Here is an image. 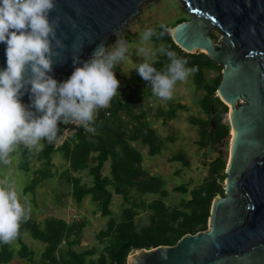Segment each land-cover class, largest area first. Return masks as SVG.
<instances>
[{
    "label": "trees",
    "instance_id": "1",
    "mask_svg": "<svg viewBox=\"0 0 264 264\" xmlns=\"http://www.w3.org/2000/svg\"><path fill=\"white\" fill-rule=\"evenodd\" d=\"M187 21L185 17L177 20V24ZM158 29L156 32H159ZM214 41V36L210 34ZM156 46L164 42L178 56L184 57L187 67L196 66L198 70L192 73L193 83L197 90L203 92L200 106L206 119H199L196 123L200 136L197 143L205 150L211 144H217L215 156L208 163L207 175L193 190L179 186L173 190L181 194H188L177 207H169L164 202L168 196L165 180L150 174L143 166V156L136 147L137 144L147 147L150 157L160 155L165 141L155 129L147 123L146 112L136 113V99L125 91L118 92L107 107L97 110V117L92 122L93 132L87 133L82 128H74L70 123L58 122L59 131H70L64 143L53 147L44 141L39 153L36 148H28L23 144L15 147L12 154L16 161V169L32 175V179L25 191L34 193L36 187L50 179L52 175V156L57 153L67 164L64 173L66 183L71 187V196L77 204L90 197L97 205V211L102 218H108L106 228L97 234L98 241L103 245L98 253L96 248L83 251L75 250L81 245V234L86 227L84 221L66 223L56 218H47L38 222L31 218H22L18 229L19 250L15 251L9 243L0 242V264H9L15 255L27 264H36L34 252L22 242L24 235L29 234L32 239L45 245L40 255L39 264H126L127 257L132 250H149L159 246H173L184 235L195 234L207 230L210 208L216 196H223V181L227 164L226 148L228 144L229 124L222 123V114L227 113V107L216 96V89L220 83L222 68L215 66L203 53L187 54L177 47L171 36L165 34L162 41L153 38ZM167 63V57L160 55L155 67L162 69ZM213 72L212 74H209ZM212 77H211V76ZM211 77V79H208ZM132 84L140 83L136 73H132ZM154 94L148 89L143 99L151 98ZM181 108L172 106L166 113L159 111L157 117L168 120L176 117ZM214 124V126H213ZM136 144V145H135ZM35 160H40L41 167L31 171ZM170 162H181L183 167H189V161L183 153L173 155ZM109 163V174L103 175L105 165ZM87 171L92 178V184L82 183L79 175ZM113 195L123 201V209L118 220L112 217L110 210ZM156 195L159 198L146 203L142 196ZM141 211L150 212L149 223L138 226L136 217ZM98 255L96 258L95 256Z\"/></svg>",
    "mask_w": 264,
    "mask_h": 264
},
{
    "label": "water",
    "instance_id": "2",
    "mask_svg": "<svg viewBox=\"0 0 264 264\" xmlns=\"http://www.w3.org/2000/svg\"><path fill=\"white\" fill-rule=\"evenodd\" d=\"M153 1L55 0L50 19L58 18L64 48L49 74L58 82L68 79L81 66L73 56L89 59ZM182 1L190 18L172 28L174 44L222 68L216 96L228 108L232 131L224 195L211 204L207 230L186 234L173 246L134 249L126 264H264V0ZM211 29L220 31L218 44ZM5 49L0 43V68L6 67ZM30 96L25 92L21 102L30 105ZM65 139L58 131L44 141L58 148Z\"/></svg>",
    "mask_w": 264,
    "mask_h": 264
},
{
    "label": "clouds",
    "instance_id": "3",
    "mask_svg": "<svg viewBox=\"0 0 264 264\" xmlns=\"http://www.w3.org/2000/svg\"><path fill=\"white\" fill-rule=\"evenodd\" d=\"M54 8L55 0H0V43L6 45V67L0 68V161L7 162L19 144L31 149L42 147L45 138L53 141L58 122L87 125L118 93L120 81L114 68L128 52V42L118 34L110 46L98 44L86 61L73 56V64L81 66L68 79L58 82L49 74L54 57L64 48L57 37L58 18L50 19ZM158 27L159 32L148 28L141 34L143 44L152 45L154 37L162 41L173 31L163 23ZM139 53L145 58L135 70L151 85L152 93L165 100L171 98L177 81L198 70L187 67L188 61L164 42L140 47ZM159 55L167 57L162 69L155 67ZM25 92L31 94L28 106L21 102ZM26 214L15 188L0 186V242L9 243L17 236Z\"/></svg>",
    "mask_w": 264,
    "mask_h": 264
},
{
    "label": "rangeland",
    "instance_id": "4",
    "mask_svg": "<svg viewBox=\"0 0 264 264\" xmlns=\"http://www.w3.org/2000/svg\"><path fill=\"white\" fill-rule=\"evenodd\" d=\"M184 9L185 5L182 0H157L143 4L139 15L131 19L124 27L123 33L119 35L128 42V52L126 53V59L118 62L114 68L116 78L120 81L118 92L126 90L127 93L135 97L136 113L140 111L146 112L147 123L151 128L156 130L161 138L164 140L169 138L174 139L173 141H165L161 154L154 157H150L147 154V147L135 144L143 156L144 168L150 174L159 175L165 180V189L168 191V196L164 198V202L169 207H177L182 199L188 198V194L175 192L173 190L175 187L184 186L188 191H191L202 182L207 175L205 163L212 160L218 149L217 144H211L208 149L202 150L197 144L200 141V136L198 125L196 126L194 122H197L199 119H206V115L200 106V100L204 93L196 89L192 74L185 80L176 82L170 99L165 100L156 95L143 99V94L148 89H151V85L143 80L135 70L136 66L145 58L142 53H139V48L156 46L154 42L152 45L143 44L140 39L141 34L148 28L157 31L161 23L174 28L178 19L185 17L189 20L190 16ZM210 34L214 36V43L218 44L221 38L220 31L218 29H211ZM115 39L116 37L113 41L108 42L106 46H110ZM133 72L140 78V83L137 85L132 84L131 77ZM212 73L210 72L209 74ZM211 77H208V79H211ZM178 105H181V108L177 110L176 117L168 120L166 124L163 123V119L167 116L166 114L163 118L157 117L159 111L167 113L172 106L178 107ZM221 119L222 123L230 125L228 112L222 114ZM65 134L67 137L70 131H65ZM230 139L231 130H229L227 146L225 147L223 144L220 146L222 150L226 148L228 158ZM41 144L44 146V140H42ZM42 147H36V151L39 153ZM12 152L9 153L7 162L0 161V186L15 188L18 193L19 202L27 210L26 217L38 222L51 217L63 220L66 223L84 221L86 227L81 234V245L75 247V250L83 251L96 248L99 253L103 245L98 241L97 234L106 228L108 218L100 216V213L97 211V205L91 201L90 197L85 198L81 204H77L73 200L71 196L72 189L66 183L63 176L68 166L62 161L59 154L55 153L52 156L53 168L51 172L53 176L39 184L34 193H32L25 191V187L29 185L32 175L16 169L15 155ZM178 153L185 155L189 161V167H183L181 162L169 161L173 155H177ZM40 167V160H35L31 165V171H35ZM108 174L109 163L103 169V175L107 176ZM79 177L82 183L92 184V178L88 175L87 171L83 172ZM224 182L225 180L222 183L223 186ZM158 198L156 195L141 197L146 203ZM122 209V199L117 195H113L110 210L115 220L120 218ZM149 214L150 212L148 211H141L136 217L137 225H148ZM22 242L35 253L34 260L36 264H39L40 255L45 245L32 239L29 234L24 235ZM9 244L16 253L20 248L18 236L9 242ZM9 264L27 263L15 255L13 261Z\"/></svg>",
    "mask_w": 264,
    "mask_h": 264
},
{
    "label": "built area",
    "instance_id": "5",
    "mask_svg": "<svg viewBox=\"0 0 264 264\" xmlns=\"http://www.w3.org/2000/svg\"><path fill=\"white\" fill-rule=\"evenodd\" d=\"M96 117H97V113L95 112L94 113V118H93V121L96 119ZM92 121V122H93ZM92 122H90V123H88L87 125H85V124H82L81 122H78V121H73V122H70V125H72V127H74V128H82L85 132H87V133H92L93 131H89L88 129L89 128H91V129H93V127H92Z\"/></svg>",
    "mask_w": 264,
    "mask_h": 264
},
{
    "label": "flooded vegetation",
    "instance_id": "6",
    "mask_svg": "<svg viewBox=\"0 0 264 264\" xmlns=\"http://www.w3.org/2000/svg\"><path fill=\"white\" fill-rule=\"evenodd\" d=\"M215 44H217V43H215ZM227 107V106H226ZM228 109V108H227ZM227 112H228V110H227ZM230 130V129H229Z\"/></svg>",
    "mask_w": 264,
    "mask_h": 264
},
{
    "label": "bare ground",
    "instance_id": "7",
    "mask_svg": "<svg viewBox=\"0 0 264 264\" xmlns=\"http://www.w3.org/2000/svg\"><path fill=\"white\" fill-rule=\"evenodd\" d=\"M231 134H232V131H231Z\"/></svg>",
    "mask_w": 264,
    "mask_h": 264
}]
</instances>
